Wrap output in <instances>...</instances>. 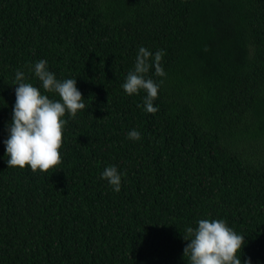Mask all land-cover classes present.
Instances as JSON below:
<instances>
[{
  "label": "trees",
  "instance_id": "1",
  "mask_svg": "<svg viewBox=\"0 0 264 264\" xmlns=\"http://www.w3.org/2000/svg\"><path fill=\"white\" fill-rule=\"evenodd\" d=\"M141 46L165 52L155 114L122 88ZM42 59L86 107L64 117L62 163L33 172L8 167L4 140L17 70L59 99ZM199 219L264 264V0H0V264H187Z\"/></svg>",
  "mask_w": 264,
  "mask_h": 264
},
{
  "label": "clouds",
  "instance_id": "2",
  "mask_svg": "<svg viewBox=\"0 0 264 264\" xmlns=\"http://www.w3.org/2000/svg\"><path fill=\"white\" fill-rule=\"evenodd\" d=\"M164 55V50L153 53L141 46L134 68L127 73L122 84L128 95L138 94L140 90L146 93L143 104L145 111L150 114L158 111L153 101L158 97L163 81L157 83L147 74L154 67L156 76H166L161 66ZM34 73L42 82L44 92L58 94L59 99H51L42 94L38 87L25 82L23 71H16L12 85L18 86L15 88L16 101L11 121L7 125L8 138L4 140L5 154L8 167L18 166L23 169L27 165L33 172H48L62 163L60 149L63 129L68 123L64 119L65 115L75 118L78 111L84 110L86 106L76 86V78L57 79L43 59L35 63ZM127 135L133 141L142 138L141 133L135 129ZM101 178L108 181L113 191H120L122 174L116 166L106 167ZM183 239L190 241L183 250L187 264H242L238 253L246 243L245 236L237 234L223 219H199L196 227H186ZM243 264H251V261L245 260Z\"/></svg>",
  "mask_w": 264,
  "mask_h": 264
}]
</instances>
